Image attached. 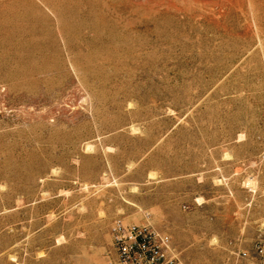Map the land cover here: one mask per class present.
<instances>
[{
  "label": "rangeland",
  "instance_id": "1",
  "mask_svg": "<svg viewBox=\"0 0 264 264\" xmlns=\"http://www.w3.org/2000/svg\"><path fill=\"white\" fill-rule=\"evenodd\" d=\"M264 258V0H0V264Z\"/></svg>",
  "mask_w": 264,
  "mask_h": 264
},
{
  "label": "built area",
  "instance_id": "2",
  "mask_svg": "<svg viewBox=\"0 0 264 264\" xmlns=\"http://www.w3.org/2000/svg\"><path fill=\"white\" fill-rule=\"evenodd\" d=\"M110 235L120 264H178L169 235L148 224L115 220ZM260 264H264V258Z\"/></svg>",
  "mask_w": 264,
  "mask_h": 264
}]
</instances>
